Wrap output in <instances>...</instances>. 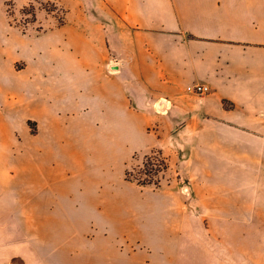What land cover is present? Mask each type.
Listing matches in <instances>:
<instances>
[{"label": "crops", "instance_id": "obj_1", "mask_svg": "<svg viewBox=\"0 0 264 264\" xmlns=\"http://www.w3.org/2000/svg\"><path fill=\"white\" fill-rule=\"evenodd\" d=\"M45 1L63 21L30 35L0 0V131L25 160L17 184L0 158V264H248L264 0ZM196 83L209 93L185 92ZM169 131L174 178L127 180L125 158Z\"/></svg>", "mask_w": 264, "mask_h": 264}, {"label": "rangeland", "instance_id": "obj_2", "mask_svg": "<svg viewBox=\"0 0 264 264\" xmlns=\"http://www.w3.org/2000/svg\"><path fill=\"white\" fill-rule=\"evenodd\" d=\"M3 9L7 14L10 24L18 28L19 31L24 34H38L42 31L59 26L63 21L62 9L52 1L3 0ZM31 133H34V130H31ZM174 139L180 140L181 137L180 135L177 136L176 132H166L161 141L162 146H157L144 152H138L129 158H125L124 169L129 170L133 177L137 179H152L156 181L158 186L150 185L152 187L166 186L167 183L174 178L173 173L169 172V158L177 155L178 151L181 152V148L173 144ZM19 151L20 142L16 139L14 133L0 131V158L7 161L5 164L7 170L14 175V181H16L17 184H20L23 180L19 172L23 170L25 165V160L20 158V154H18ZM154 152L159 153L160 158L158 159H164L167 164V168L163 172H156L158 165L156 159L152 157V153ZM146 155L148 156L147 159L145 158ZM146 172H149L148 176L145 175ZM1 217L3 216L0 213V218ZM254 218L257 221L256 225L253 227V252L252 258H249L247 261L248 264H264V226H260L262 223L261 221H264V210L254 212ZM64 232L63 228V234ZM208 261H211V264L213 262L212 259H207V264H210ZM228 261H230L229 258H223V264H227L226 262ZM9 264H14V262H10Z\"/></svg>", "mask_w": 264, "mask_h": 264}, {"label": "trees", "instance_id": "obj_3", "mask_svg": "<svg viewBox=\"0 0 264 264\" xmlns=\"http://www.w3.org/2000/svg\"><path fill=\"white\" fill-rule=\"evenodd\" d=\"M152 157H154L156 159V162H157V168H156V172L157 173H160V172H163L166 168H167V164L165 162V160H160L158 158H160V154L159 153H152ZM145 158L147 159L148 156L146 155ZM149 172H146L145 175L148 176ZM125 177L127 180H131V181H134L137 185H154V186H158V183L152 179L150 180H140V179H137L135 177H133V175L131 174V172L129 170H126L125 171Z\"/></svg>", "mask_w": 264, "mask_h": 264}, {"label": "built area", "instance_id": "obj_4", "mask_svg": "<svg viewBox=\"0 0 264 264\" xmlns=\"http://www.w3.org/2000/svg\"><path fill=\"white\" fill-rule=\"evenodd\" d=\"M209 91L210 89L207 85L199 84V83L188 85L185 88L186 93L194 94V95H205L208 94Z\"/></svg>", "mask_w": 264, "mask_h": 264}]
</instances>
